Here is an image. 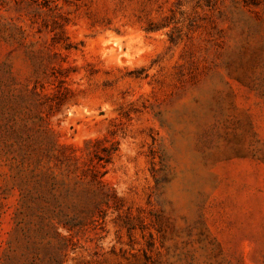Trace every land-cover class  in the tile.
<instances>
[{
	"label": "rangeland",
	"instance_id": "374dc122",
	"mask_svg": "<svg viewBox=\"0 0 264 264\" xmlns=\"http://www.w3.org/2000/svg\"><path fill=\"white\" fill-rule=\"evenodd\" d=\"M60 263L264 264V0H0V264Z\"/></svg>",
	"mask_w": 264,
	"mask_h": 264
},
{
	"label": "trees",
	"instance_id": "16d2710c",
	"mask_svg": "<svg viewBox=\"0 0 264 264\" xmlns=\"http://www.w3.org/2000/svg\"><path fill=\"white\" fill-rule=\"evenodd\" d=\"M97 142H99V141H97ZM112 150L116 151V149H112ZM89 172H90V178H91L90 184L92 186L96 187L97 190L96 191H91L90 189L87 188L85 190V192L91 193L95 197H100L101 199H104L107 202H109L110 200H116V199H118L117 196L114 194L113 190L112 191L111 190H107L109 188L106 187V184H105V182L102 179L103 174L101 173V171H99V167L98 166L95 167L94 169H91L90 168L89 169ZM96 206H99V202L96 204ZM60 224L64 228H66L67 230H69V231L71 230V228L73 226V223H72V221L70 219H68V220H66V221H64L63 223H60Z\"/></svg>",
	"mask_w": 264,
	"mask_h": 264
}]
</instances>
